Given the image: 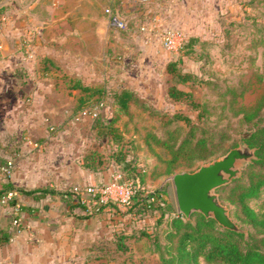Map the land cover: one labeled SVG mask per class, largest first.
<instances>
[{
  "label": "rangeland",
  "instance_id": "rangeland-1",
  "mask_svg": "<svg viewBox=\"0 0 264 264\" xmlns=\"http://www.w3.org/2000/svg\"><path fill=\"white\" fill-rule=\"evenodd\" d=\"M173 3V0H0L2 177L12 176L14 159L25 139L35 149L39 146L34 142H38L42 151L52 158L65 157L64 162L74 160L79 154L77 158L84 168L100 174L102 179L94 184H108L115 176L122 180L137 179L114 162L113 154L120 148L129 149L131 163L148 164L150 172L157 160L152 134L166 136V126L171 128L170 116L175 111L197 120L195 110L169 97L172 84L191 92L197 107L203 110L199 123L206 131L211 134L226 131L220 150L200 160L192 169L222 155L238 145L240 139L246 141L247 129L254 120L264 123V106L252 119L244 118L245 112L253 109L264 93V0H179L178 14L170 9L169 4ZM167 9L173 18L177 17L173 23L162 26L158 19L162 13L167 14ZM111 15L124 20L125 27L107 26ZM98 27L104 29L107 38L101 42L94 40ZM168 29L183 33L180 51L162 44L161 35ZM43 43L49 44L47 51L40 49ZM57 43L62 47L61 52L54 51L53 45L58 46ZM45 56H51L58 65L43 74L41 61ZM170 59H179V68L190 72L192 77L181 81L168 72ZM66 73L110 88L129 86L140 101L132 108L131 115L118 114L114 119L109 98L90 107L75 108L78 90L67 86L63 76ZM98 115L117 126L124 141L119 143L110 135L97 136L93 122ZM125 140H128L126 144ZM92 151L96 154V168L84 164L91 162L85 155ZM255 159L243 163L238 177L216 189L221 201L229 207L231 217L245 229L241 232L245 236L253 233L254 228L241 219L236 203L228 196H235L239 190L233 180H248L249 164ZM9 162L13 165L11 176L2 169ZM152 175L146 174L145 183L139 186H167L169 192L165 196L176 206L171 175L156 171L155 177ZM153 178L158 179L153 181ZM53 189L56 191L57 187ZM67 192L71 193L70 188ZM247 203L257 211H264V192L247 198ZM105 207L114 208L119 230L129 232L149 226L154 219L152 214L144 217L123 214L128 205L122 208L106 201L101 203V209ZM116 226L114 232L118 230ZM111 241L106 247L93 248L78 264L159 262L158 253L145 251L146 239L134 245L130 240L126 249H118L115 240ZM199 262L205 263L202 256ZM211 264L224 263L214 260Z\"/></svg>",
  "mask_w": 264,
  "mask_h": 264
},
{
  "label": "trees",
  "instance_id": "trees-1",
  "mask_svg": "<svg viewBox=\"0 0 264 264\" xmlns=\"http://www.w3.org/2000/svg\"><path fill=\"white\" fill-rule=\"evenodd\" d=\"M192 41L191 38L190 42ZM181 48L182 46H180L179 51ZM262 56L264 58V48ZM57 65L51 56H45L41 61V71L43 74L49 73L53 66L57 67ZM179 65V59H170L167 64L168 72L177 76L181 81H187L192 75L190 72L180 69ZM63 76L70 89L78 90L75 96V108L90 107L109 98L115 115L114 119L118 114L131 115L132 108L140 101L135 90L129 86L115 89L106 86L104 83L85 82L78 75L73 76L66 73ZM168 95L174 100L183 101L187 107L195 110L197 120L185 112L175 111L170 116L173 119L171 128L166 126V136L160 137L152 134L155 147H157L154 151L157 160L150 168V172L146 163H143L142 166L139 163L137 165L131 163L127 148H125L126 150L120 148L113 154L114 162L121 165L127 173H133L138 179L139 185L145 183L146 174L153 173L152 176L155 177L154 171L160 175L168 176L174 171L192 170L193 166L200 160H205L219 151L221 148L219 144L225 139L226 131L223 129L211 134L209 130L206 131L201 126L199 121L204 113L201 108L197 107L190 91L172 84L168 89ZM263 106L264 93L259 96L254 108L245 112L244 118L252 119ZM93 128H95L97 136L110 135L111 137L115 136V140L119 143L124 141L122 132L117 126L108 123L100 115L95 117ZM247 130L249 133L245 140L250 146L255 147L257 158L249 164L250 170L247 172V181L244 182L240 178L233 180L239 186V190L236 191L235 196H228V199L236 203V207L241 213V219L254 228L253 233L249 232L248 236H245L241 232L224 228L215 219L205 217L199 212H193L192 219H186L177 212L175 204L166 198L165 195L169 192L167 186L159 185L155 188L139 186L131 197L128 208L122 213L140 217L152 214L153 222L149 226H139L129 232L123 229L113 232L112 240H115L114 243H116L117 248L126 249L130 240L134 245L138 242H144L146 239L148 244L145 245V251L158 253V264H201L199 262L200 256L204 258V264H211L214 260L222 261L224 264H264V211H257L247 203V198L259 196L264 192V123L256 119ZM130 141L133 142V140ZM127 142L128 140H125L123 143L126 144ZM95 156L94 151L87 153L85 158H91V162L84 164L93 165L92 167L96 168ZM96 159L98 162L100 161L99 158ZM157 179L153 178L152 180ZM9 190H15L16 194H29L35 198L55 192L53 188L48 186L29 189L15 186L11 181H7L0 188V200ZM74 198L79 205L87 210L85 204L80 203L77 197L74 196ZM16 203L19 204V209L35 208L19 203L17 195L8 200V204L12 207ZM15 229L0 228V245L10 240ZM115 233H117L116 238H114Z\"/></svg>",
  "mask_w": 264,
  "mask_h": 264
},
{
  "label": "crops",
  "instance_id": "crops-1",
  "mask_svg": "<svg viewBox=\"0 0 264 264\" xmlns=\"http://www.w3.org/2000/svg\"><path fill=\"white\" fill-rule=\"evenodd\" d=\"M170 9L178 14L179 0H173ZM176 5V6H175ZM175 8V9H173ZM162 13V12H161ZM165 14V13H164ZM161 14L160 25L173 23V13ZM108 26V21H106ZM105 26V24L103 25ZM209 26H207L208 28ZM103 28H97L94 40H106ZM61 41V40H58ZM97 42V43H98ZM58 44V43H57ZM39 44V48H40ZM48 43L41 45L47 51ZM54 51L61 52L60 43ZM53 50V49H52ZM11 57V56H10ZM30 140H23L20 153L14 159V171L8 179L0 175V188L11 181L15 186L35 188L40 186L57 187L54 193L35 198L18 193L21 204L34 206L33 209H19L21 225L14 230L9 241L0 245V264H78L85 260L93 248L105 247L112 243L117 223L114 208L105 207L100 211L86 212L72 193L67 192L73 184H93L101 180L100 174L84 168L77 158L64 162L63 158H52L41 147L33 148ZM55 161H61L55 164ZM63 161V162H62ZM50 174H53L51 176ZM12 206L0 201V228L13 229ZM116 226V229H118ZM110 239V240H109Z\"/></svg>",
  "mask_w": 264,
  "mask_h": 264
},
{
  "label": "water",
  "instance_id": "water-1",
  "mask_svg": "<svg viewBox=\"0 0 264 264\" xmlns=\"http://www.w3.org/2000/svg\"><path fill=\"white\" fill-rule=\"evenodd\" d=\"M255 151V147L240 139L238 145L192 170L174 171L170 180L177 212L186 219L193 212H199L224 228L245 232L231 217L229 207L221 201L216 189L238 177L243 163L256 158Z\"/></svg>",
  "mask_w": 264,
  "mask_h": 264
},
{
  "label": "built area",
  "instance_id": "built-area-1",
  "mask_svg": "<svg viewBox=\"0 0 264 264\" xmlns=\"http://www.w3.org/2000/svg\"><path fill=\"white\" fill-rule=\"evenodd\" d=\"M5 19L4 16L1 17ZM108 24L116 28L125 27V22L117 15H111L108 18ZM183 33L174 29H168L161 35L162 44L174 51H178L181 46ZM35 146H39L38 142H34ZM12 164L9 162L7 165L2 166L3 171L11 176ZM139 187L138 179L127 178L125 180L114 177L108 184H73L70 191L73 196L77 197L79 202L87 206L89 212H95L100 209V204L106 201H111L119 207H124L129 204L131 197L135 190ZM16 195L15 190L7 191L1 198L2 203H7L11 197ZM14 216L11 221L13 228H18L21 225V218L18 215L19 204L16 203L12 207Z\"/></svg>",
  "mask_w": 264,
  "mask_h": 264
}]
</instances>
